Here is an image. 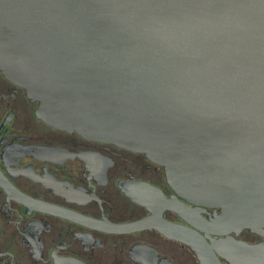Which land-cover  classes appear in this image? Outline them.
I'll return each mask as SVG.
<instances>
[{
  "label": "water",
  "instance_id": "95a60500",
  "mask_svg": "<svg viewBox=\"0 0 264 264\" xmlns=\"http://www.w3.org/2000/svg\"><path fill=\"white\" fill-rule=\"evenodd\" d=\"M0 72L46 125L142 153L177 196L218 209L187 221L205 235L264 229V0H0ZM151 208L108 230L154 228L199 264L249 260L161 221L191 215L175 198Z\"/></svg>",
  "mask_w": 264,
  "mask_h": 264
},
{
  "label": "flooded vegetation",
  "instance_id": "af4514ba",
  "mask_svg": "<svg viewBox=\"0 0 264 264\" xmlns=\"http://www.w3.org/2000/svg\"><path fill=\"white\" fill-rule=\"evenodd\" d=\"M36 107L0 72V264H199L187 245L154 228L108 230L151 218L158 192L192 210L183 218L162 209L161 221L196 232L207 246L247 245L246 264H264V229L215 235L205 227V235L187 221L203 226L220 211L177 196L163 167L142 153L50 127ZM213 255L219 264H237Z\"/></svg>",
  "mask_w": 264,
  "mask_h": 264
}]
</instances>
